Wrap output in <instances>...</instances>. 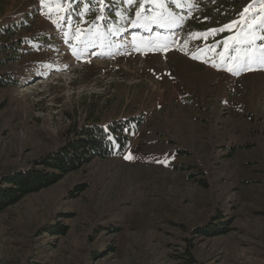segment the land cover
Returning a JSON list of instances; mask_svg holds the SVG:
<instances>
[{
  "label": "rangeland",
  "instance_id": "374dc122",
  "mask_svg": "<svg viewBox=\"0 0 264 264\" xmlns=\"http://www.w3.org/2000/svg\"><path fill=\"white\" fill-rule=\"evenodd\" d=\"M7 25L0 183L126 126L0 210V264H264V0H0Z\"/></svg>",
  "mask_w": 264,
  "mask_h": 264
},
{
  "label": "trees",
  "instance_id": "16d2710c",
  "mask_svg": "<svg viewBox=\"0 0 264 264\" xmlns=\"http://www.w3.org/2000/svg\"><path fill=\"white\" fill-rule=\"evenodd\" d=\"M11 27V25L1 27L0 34L6 31L10 33ZM125 126V124L121 127L112 125L109 128L110 131L98 124L77 129L76 135L70 138V142L64 149L65 152L60 154L57 152L42 162L44 169L19 172L6 177L0 183V210L16 203L29 193L57 183L64 175L80 169L83 164L90 162L93 158L112 155L114 149L111 133L118 132L119 139H125V136L121 135ZM56 233H60V230ZM187 255L188 261L192 263L193 258L189 251Z\"/></svg>",
  "mask_w": 264,
  "mask_h": 264
},
{
  "label": "snow or ice",
  "instance_id": "6c2138e0",
  "mask_svg": "<svg viewBox=\"0 0 264 264\" xmlns=\"http://www.w3.org/2000/svg\"><path fill=\"white\" fill-rule=\"evenodd\" d=\"M44 2H45V0H41V3H44ZM129 2H131V0H129ZM233 23L235 24L236 22L234 21ZM224 27H229V26L228 25H225ZM221 30H223V29H221ZM210 31H216V30L215 29H212ZM262 60H264V57H262ZM229 70L231 71V69H229ZM127 158H131V157H127Z\"/></svg>",
  "mask_w": 264,
  "mask_h": 264
}]
</instances>
